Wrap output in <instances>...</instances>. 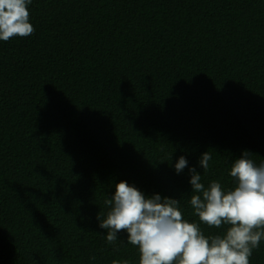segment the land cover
Masks as SVG:
<instances>
[{
    "label": "trees",
    "instance_id": "trees-1",
    "mask_svg": "<svg viewBox=\"0 0 264 264\" xmlns=\"http://www.w3.org/2000/svg\"><path fill=\"white\" fill-rule=\"evenodd\" d=\"M0 41V264H138L104 219L114 184L179 200L205 236L180 155L231 189L264 159V0H32ZM208 151L203 172L197 160ZM249 264H264V240Z\"/></svg>",
    "mask_w": 264,
    "mask_h": 264
},
{
    "label": "clouds",
    "instance_id": "clouds-1",
    "mask_svg": "<svg viewBox=\"0 0 264 264\" xmlns=\"http://www.w3.org/2000/svg\"><path fill=\"white\" fill-rule=\"evenodd\" d=\"M32 0H0V41L32 33L28 5ZM242 150L232 161L228 175L231 189L216 181L207 186L201 172L188 166L180 155L172 167L179 175L187 166L192 194L188 204L199 221L209 226L228 225L223 234L205 236L195 222L182 218L179 200L160 193L145 194L126 180L114 184L104 200V219L96 214L98 227L106 231L108 243L126 233V242L138 247V264H249L253 249L264 240V159L257 164ZM211 155L202 152L197 164L206 172ZM112 264H127L116 261Z\"/></svg>",
    "mask_w": 264,
    "mask_h": 264
}]
</instances>
